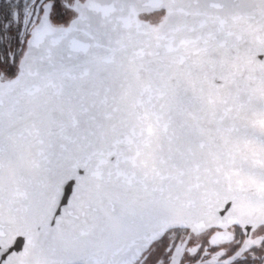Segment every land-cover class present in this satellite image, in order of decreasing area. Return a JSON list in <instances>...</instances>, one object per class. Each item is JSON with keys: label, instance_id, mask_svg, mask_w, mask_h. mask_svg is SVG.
Wrapping results in <instances>:
<instances>
[{"label": "snow or ice", "instance_id": "1", "mask_svg": "<svg viewBox=\"0 0 264 264\" xmlns=\"http://www.w3.org/2000/svg\"><path fill=\"white\" fill-rule=\"evenodd\" d=\"M0 264H264V0H0Z\"/></svg>", "mask_w": 264, "mask_h": 264}]
</instances>
